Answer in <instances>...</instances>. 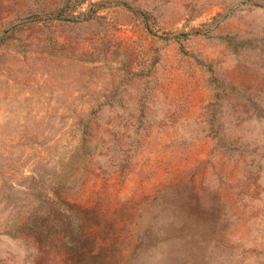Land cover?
Instances as JSON below:
<instances>
[{
  "label": "rangeland",
  "instance_id": "rangeland-1",
  "mask_svg": "<svg viewBox=\"0 0 264 264\" xmlns=\"http://www.w3.org/2000/svg\"><path fill=\"white\" fill-rule=\"evenodd\" d=\"M52 187L119 264H264V0H0V264H61Z\"/></svg>",
  "mask_w": 264,
  "mask_h": 264
},
{
  "label": "trees",
  "instance_id": "trees-1",
  "mask_svg": "<svg viewBox=\"0 0 264 264\" xmlns=\"http://www.w3.org/2000/svg\"><path fill=\"white\" fill-rule=\"evenodd\" d=\"M56 18L69 19L58 15ZM58 191L52 187L53 196L38 195V205L22 225L38 246L59 247L61 264H119V255L109 243L112 238L108 233L109 227H115L116 218L105 222L103 210L64 199Z\"/></svg>",
  "mask_w": 264,
  "mask_h": 264
}]
</instances>
